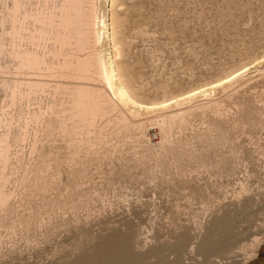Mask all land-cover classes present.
Wrapping results in <instances>:
<instances>
[{
    "label": "rangeland",
    "instance_id": "374dc122",
    "mask_svg": "<svg viewBox=\"0 0 264 264\" xmlns=\"http://www.w3.org/2000/svg\"><path fill=\"white\" fill-rule=\"evenodd\" d=\"M95 1L101 16L106 2ZM116 10L119 63L140 100L241 74L208 96L216 105L174 123L160 147L154 125L150 144L115 126L72 139L57 131L37 151L35 125L12 141L0 264H238L255 235L264 254V0H117ZM4 90L0 82L1 108ZM39 97L25 111L50 98Z\"/></svg>",
    "mask_w": 264,
    "mask_h": 264
},
{
    "label": "bare ground",
    "instance_id": "6f19581e",
    "mask_svg": "<svg viewBox=\"0 0 264 264\" xmlns=\"http://www.w3.org/2000/svg\"><path fill=\"white\" fill-rule=\"evenodd\" d=\"M105 2L106 12L99 16L95 0H0V82L6 94L5 105L0 107L3 129L0 131V207L12 194L5 188L11 174L8 167L15 157L12 143L25 141L33 125L40 128L34 129L31 151H37L38 142L45 137L50 140L57 131L72 139L101 135L108 126L138 129L146 144L145 131L154 125L160 137L156 141L158 136H155V143L159 146L171 133L174 123L192 108L217 104L208 97L217 88L210 85L162 101L140 100L132 88L129 68L119 63L122 44L118 35L123 21L116 10L117 0ZM103 40L107 48L100 45ZM4 59L7 64H3ZM222 79L226 83L233 81L228 76ZM220 80L212 84L223 85ZM190 91L197 95L190 96ZM42 94L49 95L48 102L40 100L34 109L25 111L24 101L29 102L33 97L35 100V96ZM199 96H205L207 101L203 97L201 102H196ZM158 104L166 107H156ZM143 113L151 115L145 120L141 117ZM14 127L16 132L12 137ZM42 171L36 169L33 176L44 188L47 177ZM261 243L262 238L255 235L247 249L244 248L238 264L254 261Z\"/></svg>",
    "mask_w": 264,
    "mask_h": 264
},
{
    "label": "snow or ice",
    "instance_id": "6c2138e0",
    "mask_svg": "<svg viewBox=\"0 0 264 264\" xmlns=\"http://www.w3.org/2000/svg\"><path fill=\"white\" fill-rule=\"evenodd\" d=\"M261 63H264V61H261ZM244 71H246V69H244ZM241 73L240 72H236V76H239ZM235 79V77L234 76H232L231 74H229L228 75V80H234ZM220 83L221 84H224V83H226V81L225 80H223V79H221L220 80ZM219 85H216V84H210V87H213V88H216V87H218ZM200 91L201 92H203L204 90L203 89H200ZM189 95L190 96H196L197 95V93L196 92H189ZM156 107H166V105H160V104H158V105H156Z\"/></svg>",
    "mask_w": 264,
    "mask_h": 264
},
{
    "label": "water",
    "instance_id": "95a60500",
    "mask_svg": "<svg viewBox=\"0 0 264 264\" xmlns=\"http://www.w3.org/2000/svg\"><path fill=\"white\" fill-rule=\"evenodd\" d=\"M250 264H264V255H259L254 261Z\"/></svg>",
    "mask_w": 264,
    "mask_h": 264
},
{
    "label": "flooded vegetation",
    "instance_id": "af4514ba",
    "mask_svg": "<svg viewBox=\"0 0 264 264\" xmlns=\"http://www.w3.org/2000/svg\"><path fill=\"white\" fill-rule=\"evenodd\" d=\"M257 254H258V256L261 255V254L258 253V251H257ZM262 255H264V254H262Z\"/></svg>",
    "mask_w": 264,
    "mask_h": 264
}]
</instances>
